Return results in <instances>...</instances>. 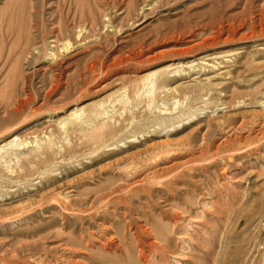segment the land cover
I'll return each instance as SVG.
<instances>
[{
  "label": "rangeland",
  "instance_id": "rangeland-1",
  "mask_svg": "<svg viewBox=\"0 0 264 264\" xmlns=\"http://www.w3.org/2000/svg\"><path fill=\"white\" fill-rule=\"evenodd\" d=\"M0 150V264H264V0H0Z\"/></svg>",
  "mask_w": 264,
  "mask_h": 264
},
{
  "label": "bare ground",
  "instance_id": "bare-ground-1",
  "mask_svg": "<svg viewBox=\"0 0 264 264\" xmlns=\"http://www.w3.org/2000/svg\"><path fill=\"white\" fill-rule=\"evenodd\" d=\"M33 12H32V14L30 15V18H32V16H33ZM36 26V25H35ZM29 37V36H28ZM17 43V42H16ZM29 45V44H28ZM69 45V44H68ZM28 48V47H27ZM69 48H70V46H69ZM69 48H65V49H68L69 50ZM61 72V71H60ZM155 75V74H154ZM158 75V74H157ZM152 77H153V75H152ZM153 78H155V77H153ZM157 78V77H156ZM147 80V79H146ZM164 80V79H163ZM145 82V81H144ZM154 82V81H153ZM162 82V80L160 79V82H159V84ZM164 82V81H163ZM156 83V82H155ZM157 85V84H156ZM20 102V101H19ZM19 102L18 103H16V104H19ZM22 104V103H21ZM17 106V105H16ZM13 107V106H12ZM20 107V106H19ZM14 108H17V107H14ZM15 110V109H14ZM18 110V109H17ZM20 110V109H19ZM79 112H82V111H79ZM77 114V113H76ZM77 116V115H76ZM80 116V115H79ZM17 141H19L18 140V138H15L14 140H12L11 142H10V145H12V144H14V143H17ZM227 143V142H226ZM19 144V143H18ZM22 144V143H21ZM222 144V143H221ZM16 145V144H15ZM20 146V145H19ZM0 151H2V150H0ZM9 152V151H8ZM144 183V182H143ZM130 185V184H129ZM130 188V187H129ZM104 239H107V238H105L104 237ZM111 243L113 244H115V238H112V237H110L109 239H107V241H106V243L104 244V247H107L108 246V248L110 247V245H111ZM117 244V243H116ZM156 244L154 243V242H150L149 244H148V246H149V249L150 248H153L154 246H155ZM112 247V246H111ZM116 249H118V248H116ZM106 250V249H105ZM115 250V249H114ZM118 251V250H117ZM146 251V250H145ZM147 252H149V250H148V248H147V251L146 252H141L142 254V256H146V254H147ZM54 263V262H53ZM55 264H61V262L58 260Z\"/></svg>",
  "mask_w": 264,
  "mask_h": 264
}]
</instances>
